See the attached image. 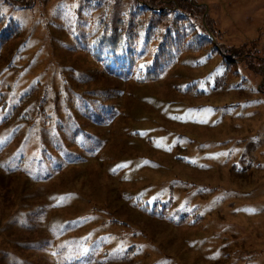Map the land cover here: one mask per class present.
<instances>
[{"label": "rangeland", "instance_id": "rangeland-1", "mask_svg": "<svg viewBox=\"0 0 264 264\" xmlns=\"http://www.w3.org/2000/svg\"><path fill=\"white\" fill-rule=\"evenodd\" d=\"M0 264H264V0H0Z\"/></svg>", "mask_w": 264, "mask_h": 264}, {"label": "trees", "instance_id": "trees-1", "mask_svg": "<svg viewBox=\"0 0 264 264\" xmlns=\"http://www.w3.org/2000/svg\"><path fill=\"white\" fill-rule=\"evenodd\" d=\"M145 10H152L153 13H160L161 15H167L169 12L167 4L161 7L151 6L146 2H142ZM127 19H120L119 26L115 28L106 27L103 31L95 37V41L98 42V53L105 52L112 57H117L121 54H126L128 52H132L133 48L136 47L134 43L135 38L138 36L137 27L140 25V20L136 19L135 21L130 22V28L125 29V22ZM12 23V21H10ZM14 31L10 36L2 39V42L5 43L9 41L11 38H14L18 33V26H14L12 28ZM127 33H130L127 37ZM153 35L157 33V31L152 30ZM185 34L180 33L178 31H170L161 34L159 40L153 44L152 49L154 53L153 59V69L148 71V78L158 76V72L162 70V64L166 62L168 58H172L175 52H179L182 49H192L194 45L193 43H185ZM210 38H203L198 47H203L205 43H207Z\"/></svg>", "mask_w": 264, "mask_h": 264}]
</instances>
